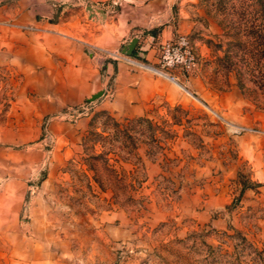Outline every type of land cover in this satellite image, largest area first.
<instances>
[{"label":"rangeland","instance_id":"rangeland-1","mask_svg":"<svg viewBox=\"0 0 264 264\" xmlns=\"http://www.w3.org/2000/svg\"><path fill=\"white\" fill-rule=\"evenodd\" d=\"M13 3L26 5L22 21L9 18ZM129 6L0 0V264H264V45L250 35L264 0L170 3L168 35L138 33L153 37L166 75L114 54L147 65L135 47L84 43L131 72L110 77L104 97L71 102L82 84L68 92L63 77L86 78L88 65L50 50V34L150 22ZM181 38L192 60L162 61ZM138 117L152 128L129 122Z\"/></svg>","mask_w":264,"mask_h":264},{"label":"crops","instance_id":"crops-1","mask_svg":"<svg viewBox=\"0 0 264 264\" xmlns=\"http://www.w3.org/2000/svg\"><path fill=\"white\" fill-rule=\"evenodd\" d=\"M176 1L182 4L193 0H153L151 2L147 0H127L128 5H130L129 10H146L147 12L145 16L150 22L138 23L136 18L128 15L123 22H120L122 29L118 34L112 29H107L106 26L97 28L93 25V22L90 21L85 23L84 31L72 33L70 31L52 32L50 34L51 41H57L60 45L57 44L55 48L49 47L50 50L54 49L58 52V56L66 58L67 60H72L74 58L73 55L75 54L80 60L82 59L88 65V74L86 78L74 80L68 76L63 77L62 82L66 84L68 92L72 90L74 84H82V87L79 88L78 92L70 97L71 102L81 103L98 92H102L101 97H104V85L110 77L115 76L114 78L118 82V79L120 80L122 75L127 74L128 76L131 72L128 64L123 61L105 59L104 56L101 55H96L92 58L88 57L84 52V43L115 51L126 46L133 37H136L137 42L134 49L135 55L148 63L147 65L153 66V62L155 61L154 52L156 50V44L152 42L153 37L149 35L142 36L138 33L143 29L160 26V35H168L169 32H171L172 27L169 23L170 11H168L167 8L170 3ZM16 4L17 3H13L8 6L10 10L9 18L22 21L26 15V5L24 4L23 6L18 7ZM138 4H142L143 6L137 7ZM152 4H157L159 6L156 12L148 11ZM97 10L98 8L92 4L90 12L94 13L97 12ZM153 20L156 22H151ZM46 39L47 37L45 36L43 40L46 41ZM46 42H48V40ZM99 66H102L104 69L103 75H96ZM152 68L153 67H151V69ZM117 82L116 89H118L119 86Z\"/></svg>","mask_w":264,"mask_h":264},{"label":"built area","instance_id":"built-area-1","mask_svg":"<svg viewBox=\"0 0 264 264\" xmlns=\"http://www.w3.org/2000/svg\"><path fill=\"white\" fill-rule=\"evenodd\" d=\"M114 54L115 56L119 58L125 59L127 61H131L138 65L149 67V68L153 67L150 65H145V64L136 62L134 60H131L129 57L123 56L121 54H117V53H114ZM190 60H192V56L189 53V50L187 48V41H185L184 38H181V41L178 42L177 45L175 46L167 45L164 48L163 55H162V61L166 62L167 64L182 63V62L186 63V62H189ZM164 75H166V73ZM169 78L174 79L173 76Z\"/></svg>","mask_w":264,"mask_h":264},{"label":"trees","instance_id":"trees-1","mask_svg":"<svg viewBox=\"0 0 264 264\" xmlns=\"http://www.w3.org/2000/svg\"><path fill=\"white\" fill-rule=\"evenodd\" d=\"M259 28H260L259 29V33H260V31H263V33L256 34L255 31H252V33L250 35L254 38V42L258 43V45H261V44L264 45V16H263L262 23L259 25ZM258 38H261V40H257ZM129 122H135V123H138V124H140V123H148L147 125L150 128H152V125L150 124V121L148 119L143 118V117H138L136 119H131V120H129ZM243 187H245V185ZM200 233L199 232H195L194 234H197V235L199 234V235L203 236V234H200ZM242 240L245 241L244 237H242ZM199 242L201 243V245L203 247V251H206L207 255H209V254L213 255L214 253L220 251V247L219 246L213 247L212 245H209L208 243H206L205 240H203V241L200 240Z\"/></svg>","mask_w":264,"mask_h":264},{"label":"water","instance_id":"water-1","mask_svg":"<svg viewBox=\"0 0 264 264\" xmlns=\"http://www.w3.org/2000/svg\"><path fill=\"white\" fill-rule=\"evenodd\" d=\"M136 42H137V38L136 37H133L129 43L122 49V52L125 53V54H128L130 55L136 45ZM102 94V92H98L94 95H92L90 98H88V100H94L95 98L99 97L100 95Z\"/></svg>","mask_w":264,"mask_h":264},{"label":"bare ground","instance_id":"bare-ground-1","mask_svg":"<svg viewBox=\"0 0 264 264\" xmlns=\"http://www.w3.org/2000/svg\"><path fill=\"white\" fill-rule=\"evenodd\" d=\"M154 71H156V72H158V73H161V74H165L163 71H161V70H158L157 68L155 69V68H152Z\"/></svg>","mask_w":264,"mask_h":264}]
</instances>
